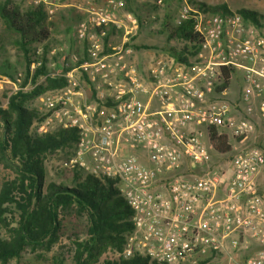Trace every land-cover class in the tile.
I'll return each instance as SVG.
<instances>
[{
	"label": "built area",
	"instance_id": "obj_1",
	"mask_svg": "<svg viewBox=\"0 0 264 264\" xmlns=\"http://www.w3.org/2000/svg\"><path fill=\"white\" fill-rule=\"evenodd\" d=\"M26 1L55 11L49 0ZM123 6V0L89 5L77 27L84 61L69 57L64 46L37 45L32 73L45 57L48 75L66 79L35 96L46 115L38 131L76 128L78 140L62 167L118 182L134 226L117 257L264 264V147L247 143L257 127L253 98L264 116V33L238 11L213 12L180 0L175 21L192 19L201 35L199 43L180 45L197 47L185 52L186 62L166 55L140 63L131 58L130 36L119 46L107 40V26L116 24ZM224 67L244 71L238 104L227 87L219 88ZM25 77L9 78V97L31 91L46 76L24 83ZM216 131L232 142L228 171L204 170ZM236 143L242 144L237 150Z\"/></svg>",
	"mask_w": 264,
	"mask_h": 264
},
{
	"label": "trees",
	"instance_id": "obj_2",
	"mask_svg": "<svg viewBox=\"0 0 264 264\" xmlns=\"http://www.w3.org/2000/svg\"><path fill=\"white\" fill-rule=\"evenodd\" d=\"M170 1L164 0L163 4H158L157 0H123V8L137 17L140 27L156 23L154 31L166 34L168 43L174 41V45L163 51L176 60L186 62L185 52L197 46L180 43H199L201 35L195 31L192 19L175 21L177 13L173 14ZM191 1L213 12L230 11L226 4L210 6ZM238 12L248 22L258 27L264 25L263 14L247 8H241ZM0 16L7 29L15 35L11 41L24 56V83L31 75L34 82L41 75L46 76L31 91L20 90L12 94L7 108L0 109L6 124V131L0 140V160L7 167L10 165L15 173L0 188V220L9 227V236L0 237V263L6 264L20 257L27 247L51 248L63 236L69 237L73 243L72 264L99 262L98 257L104 250H123L127 235L134 226L133 212L115 179H100L62 168L56 170L60 175L58 179L48 178L50 174L45 164L46 157L62 150H72L78 140L76 128L58 127L39 132L38 127L46 115L38 108L28 106V102L39 93L66 84L65 78L48 75L45 57L42 66L33 73L30 68L35 60L37 45L43 43L49 46V41H52L53 23H48L47 13L42 6L23 8L17 0H0ZM1 39L0 51H3L5 43ZM142 47L155 46L135 45L136 49ZM5 72L15 77L10 68ZM222 72L219 88L227 87L229 90L235 82L237 70L224 67ZM213 142L215 149L209 159V166H205L204 170L208 167L220 168L212 161L213 155H226L233 151L230 136L226 133L218 134L216 131ZM55 261L57 264H66L59 254ZM55 261L53 264H56ZM100 264L158 263L152 262L150 258L133 255L114 260L104 259Z\"/></svg>",
	"mask_w": 264,
	"mask_h": 264
},
{
	"label": "rangeland",
	"instance_id": "obj_3",
	"mask_svg": "<svg viewBox=\"0 0 264 264\" xmlns=\"http://www.w3.org/2000/svg\"><path fill=\"white\" fill-rule=\"evenodd\" d=\"M21 4L23 8H32L35 7L34 5H30L27 3L26 0H17ZM53 3V7L55 8L54 12L50 13L47 5L41 4L48 16V23H53L51 25L52 28V41H49V47L52 48L53 46H57L61 43L59 37L60 36H71L67 31L64 30V26H69V17H71L72 11L77 14L80 13V9H78V5L81 2H90L91 4L102 6L105 4L107 0H49ZM198 2H203L206 5L210 6H219L222 4H226L230 10L238 11L241 8H247L251 10H255L264 15V0H195ZM71 3V7L61 6L62 3ZM172 8L174 9L173 14L178 12L180 7V3L178 0L170 1ZM38 7V6H36ZM85 16V15H84ZM83 16V17H84ZM73 17V16H72ZM74 18V17H73ZM157 24L151 23L150 25H145L141 27L139 32V36H142L141 40L147 45L150 46H157L160 49L158 50L159 54H154V57H162L166 56L162 50L165 48H169L174 45V41L168 43L166 40V34L157 33L154 30L156 29ZM119 33V32H117ZM74 35V33H73ZM13 33H11L6 26L3 18L0 16V37L1 40L5 43V49L0 51V109H5L8 106L9 100V91L11 89V84L9 83V78H12L8 73L5 71L10 68V71L13 75H17L19 72H25V59L22 52L18 49V47L11 41L13 40ZM75 38V36H74ZM63 43V42H62ZM162 49V50H161ZM146 52L153 53L155 49L146 48ZM153 56V55H152ZM48 90V89H47ZM235 90V89H234ZM28 106H32L35 108H40L41 103L37 100V98H33L28 102ZM5 120L3 119L2 115L0 114V140L3 137L6 129ZM51 128H57V126H50ZM260 132L256 129L254 134L248 138L247 143L254 140H258ZM242 145L241 143H236L235 148L236 150L238 147ZM72 153V150H62L59 153L49 154V156L45 159V164L49 171L48 178L58 179L60 175L56 173V170L62 168L63 161ZM231 158L232 156L229 154L226 155H213L212 161L215 162L214 164L219 166L223 170H229L231 167ZM66 170V169H65ZM15 173L13 168L9 165L5 164L4 161L0 160V188L6 180L14 177ZM129 234V233H128ZM9 236V227L8 225L4 224L0 220V237H8ZM73 243L67 236L61 237V239L54 244L51 248L47 246H39L36 248L27 247L25 251H23L22 255L18 258H13L6 264H53L55 261V257L57 254L62 256L65 259L66 264H72L73 262ZM121 251H113L112 249L104 250L101 255L98 257V261L91 263V264H100L104 259L114 260L120 257H124L123 255H119L117 257L116 254ZM142 257L148 258V256L143 253ZM57 264V262L55 261ZM2 264V263H0Z\"/></svg>",
	"mask_w": 264,
	"mask_h": 264
},
{
	"label": "crops",
	"instance_id": "obj_4",
	"mask_svg": "<svg viewBox=\"0 0 264 264\" xmlns=\"http://www.w3.org/2000/svg\"><path fill=\"white\" fill-rule=\"evenodd\" d=\"M71 3H62L59 5L65 6V7H71ZM91 5L90 2H81L77 6L78 9H80V13L77 14L74 11L71 13V17H69V26H64V30L67 31L71 36H60L59 39L63 40L61 43L57 46H64L67 51V55L70 57L72 54H76L79 56L81 61H84L86 59V46L84 44V41L78 39L77 37V27L81 20H83L85 17H83L86 13L87 8ZM79 15V17H78ZM74 18H73V17ZM81 18V19H80ZM116 24L114 25V22L107 26V40L110 46H119L123 43L124 39L128 36L131 37V42L127 43L129 46L133 49V54L131 55V58L133 61H139L142 63L143 61H149L152 58H154V54H159L158 50L159 47L155 46L152 49H155L153 53L146 52V48H140L136 49L135 45H147L145 44L144 40H141L142 36H139V32L142 31L141 27L139 25L138 19L135 15H133L131 12L126 11L124 8L118 9L114 15ZM257 26V25H256ZM258 27V26H257ZM264 33V25L261 27H258ZM119 32V33H117ZM74 33V35H73ZM75 36V38H74ZM63 42V43H62ZM150 46V45H148ZM162 50V49H161ZM163 51V50H162ZM164 54H167V52L163 51ZM153 55V56H152ZM75 64L74 62H72ZM70 70V69H69ZM246 85L245 82V76L244 71L237 69V76L235 77V82L229 89V98L230 100L238 104L242 101V90L244 86ZM87 94H90L89 87L85 84ZM235 89V90H234ZM252 104L256 107L255 113L252 116V119L255 121L257 127L256 129L260 132L258 140H254L250 143H256L264 147V116H262L258 111V105H259V99L257 97L253 98Z\"/></svg>",
	"mask_w": 264,
	"mask_h": 264
}]
</instances>
